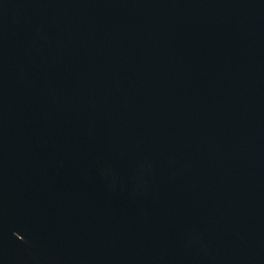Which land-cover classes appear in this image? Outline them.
<instances>
[{
	"label": "water",
	"instance_id": "95a60500",
	"mask_svg": "<svg viewBox=\"0 0 264 264\" xmlns=\"http://www.w3.org/2000/svg\"><path fill=\"white\" fill-rule=\"evenodd\" d=\"M0 264H264V0H0Z\"/></svg>",
	"mask_w": 264,
	"mask_h": 264
}]
</instances>
